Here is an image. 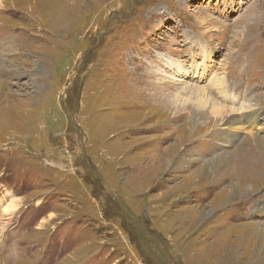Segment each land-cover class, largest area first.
I'll use <instances>...</instances> for the list:
<instances>
[{
  "label": "rangeland",
  "instance_id": "rangeland-1",
  "mask_svg": "<svg viewBox=\"0 0 264 264\" xmlns=\"http://www.w3.org/2000/svg\"><path fill=\"white\" fill-rule=\"evenodd\" d=\"M187 86L264 109V0H0V264H264L255 132Z\"/></svg>",
  "mask_w": 264,
  "mask_h": 264
},
{
  "label": "bare ground",
  "instance_id": "bare-ground-1",
  "mask_svg": "<svg viewBox=\"0 0 264 264\" xmlns=\"http://www.w3.org/2000/svg\"><path fill=\"white\" fill-rule=\"evenodd\" d=\"M177 73H179V69L177 70ZM173 77L174 76H171L170 78L174 79ZM211 84H212V80L210 81L208 87H210ZM190 86L186 87L188 88V94L196 98L195 102L198 108L196 109V113L194 115H189L187 124H190L192 122H193L192 124H194L195 121H198L197 117L206 118L207 125L209 124L211 125V123H213L214 125H219L220 123H222L221 126L223 129L221 130L219 128L221 130L219 133V137H220L219 143L221 145L222 144L227 145L226 148H230V149L234 147L235 135H237L234 129L235 125L243 127L242 129L237 128V131H241L243 129L245 130L246 128H249L250 132H255L247 135L246 138L241 143V145L238 148H236V150H234L233 152L229 150L226 151L224 150V152L217 157V160L221 161L223 164H227L228 161H233L237 165V170L235 174H238V176L245 175V170H246L250 178L255 177L256 179H258V177L255 176V172L257 171L263 174L264 169L260 171L257 168V170H255L256 164L254 163V159L252 160L250 158L249 154L252 153L264 154V137L260 136L263 135L264 133L263 131L264 109L261 108L260 104H254L250 106H247L246 104H242L240 108H236L234 105L228 106L223 103H218L220 101L233 102V99L231 100L229 98L228 92L226 89H224L223 86H221L219 89L221 92L220 93L217 92V95L222 98V100L220 101H218L216 97L212 95V93L209 94L207 92L208 87H202V86L190 87ZM177 99L178 96H174L173 102L175 101L176 104H177ZM164 103H166V101ZM169 104L173 105V103H169ZM208 108H211L210 112H206L208 111ZM192 142L193 140H190L189 145H186L185 149H187V147L190 146ZM213 172H214V168L210 169V171L207 169L206 172L204 171V173L203 172L202 173L204 177H207V176H212ZM215 180L221 182L220 177H217ZM217 181H214V184L217 185L218 184ZM245 188L246 185L242 187V190L240 192H244ZM247 190L248 188L246 189V191Z\"/></svg>",
  "mask_w": 264,
  "mask_h": 264
}]
</instances>
